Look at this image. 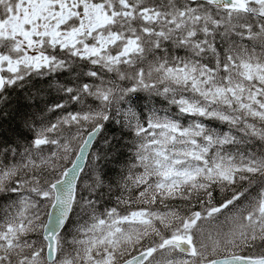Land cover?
Here are the masks:
<instances>
[{
  "label": "snow or ice",
  "instance_id": "1",
  "mask_svg": "<svg viewBox=\"0 0 264 264\" xmlns=\"http://www.w3.org/2000/svg\"><path fill=\"white\" fill-rule=\"evenodd\" d=\"M0 264H264V0H0Z\"/></svg>",
  "mask_w": 264,
  "mask_h": 264
},
{
  "label": "trees",
  "instance_id": "2",
  "mask_svg": "<svg viewBox=\"0 0 264 264\" xmlns=\"http://www.w3.org/2000/svg\"><path fill=\"white\" fill-rule=\"evenodd\" d=\"M220 197L218 196V199H219Z\"/></svg>",
  "mask_w": 264,
  "mask_h": 264
}]
</instances>
